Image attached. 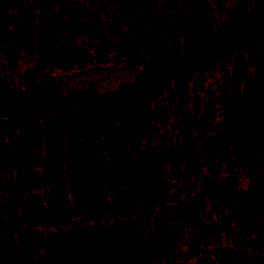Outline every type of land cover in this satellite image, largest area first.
I'll use <instances>...</instances> for the list:
<instances>
[{
    "label": "rangeland",
    "instance_id": "obj_1",
    "mask_svg": "<svg viewBox=\"0 0 264 264\" xmlns=\"http://www.w3.org/2000/svg\"><path fill=\"white\" fill-rule=\"evenodd\" d=\"M255 2L58 0L47 10L46 20L51 28L66 24L51 32L68 36L51 44L52 52L39 49L15 54L8 47L0 48V84L21 88L25 73L36 70L38 83L61 93L112 92L143 75L141 65L130 60L171 62L201 55L215 45L216 29L222 22H231L238 7L250 12ZM186 78V97L175 98L174 93L170 100L159 98L151 103L143 114L103 121L105 137L95 134L93 153L67 154L60 166H40L29 174L14 165L0 169V218L21 219L26 222L23 227L40 217L64 218L69 223L34 234L13 230L0 241V248L6 243L3 255L14 248L10 251L13 259L32 257L43 263L137 264L143 257L144 237L154 236L155 222L148 224L145 233L146 210L127 218L111 212L122 208L127 199H149L152 193L145 187H153V192L161 187L163 192L158 193L166 196L171 210L179 206L177 201L191 198L184 189L193 175L199 176L200 184L234 182L264 197V44L193 67ZM180 102L182 106L177 105ZM198 121H203L199 129ZM186 124L193 126L187 132ZM212 125L216 138L206 131ZM223 125L230 131L227 127L223 132ZM201 129L208 142L200 144L195 132ZM225 136L234 141L226 160L234 163L233 168L193 171L205 165L207 143ZM246 136L248 141L242 140ZM190 152L191 157L186 155ZM175 170L182 173L163 179L168 172L174 176ZM155 208L159 212L160 207ZM259 230H264V214ZM237 231L234 226L227 243H209L184 264H217L225 256L231 264H240L252 257L248 247L254 241H244L238 249Z\"/></svg>",
    "mask_w": 264,
    "mask_h": 264
},
{
    "label": "trees",
    "instance_id": "obj_2",
    "mask_svg": "<svg viewBox=\"0 0 264 264\" xmlns=\"http://www.w3.org/2000/svg\"><path fill=\"white\" fill-rule=\"evenodd\" d=\"M57 1L0 0V48L8 47L15 54L33 53L39 49L52 52L48 47L68 36L61 31L51 32L53 29L62 30V25L68 27L66 24H54L51 28L46 20L47 10ZM215 36V45L198 56H182L171 62L154 58L141 62L130 60L132 64L141 65L143 75L108 93H61L38 83L36 70L25 73L21 88L0 84V169L14 165L20 172L29 174L40 166L58 167L67 154L84 156L93 153L91 147L95 134L105 137L103 121L112 123L116 118L129 117L135 112L143 114L151 103L159 98L170 100L174 93L175 98H184L186 77L193 67H203L221 57L230 58L241 50L264 44V0H256L250 12H243L238 7L232 21L222 22ZM177 105L182 106V102ZM202 123L198 121L195 126L199 129ZM192 127L186 124L183 129L187 132ZM227 127L223 125V132ZM214 129L216 126L212 125L206 131L216 138L217 134L213 136L212 133ZM195 134L200 144L206 141L207 133L202 129ZM229 139L230 136H225L221 141L207 143L205 165L196 166L193 171L207 168V171L216 172L219 166L232 169L234 163L226 161L234 146V141ZM186 155L191 157V152ZM180 173L175 170L173 176L168 172L163 179L178 177ZM191 177L190 186L183 188L191 193V198L177 201L179 206L174 210H171L173 206L166 204V196L158 193L163 192L161 187L158 192H153V187L147 186L145 189L152 193L149 199H127L122 208L111 212V215L118 213L127 218L139 210H146L145 233L150 228L148 224L155 222L154 236L144 237L143 257L137 264H184L188 257L198 254L209 243H227L234 226H238L235 243L238 249L244 247V241H254L248 247L252 257H245L240 264H264V230H259L264 197L250 186L241 188L234 182L225 184L217 180L200 184L199 176ZM155 207H160L159 212L154 211ZM25 224L15 217L0 218V241L10 236L13 230H27L31 231L28 234H34L38 229H56L69 223L64 218L40 217L23 227ZM5 244L0 248V264H85L57 260L43 263L32 257L13 259L10 251H15L14 248L3 255ZM217 264H231V258L222 257Z\"/></svg>",
    "mask_w": 264,
    "mask_h": 264
}]
</instances>
